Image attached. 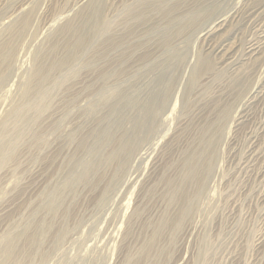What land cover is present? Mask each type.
I'll return each mask as SVG.
<instances>
[{"label":"rangeland","instance_id":"374dc122","mask_svg":"<svg viewBox=\"0 0 264 264\" xmlns=\"http://www.w3.org/2000/svg\"><path fill=\"white\" fill-rule=\"evenodd\" d=\"M2 46L0 260L264 264V0H0Z\"/></svg>","mask_w":264,"mask_h":264},{"label":"bare ground","instance_id":"6f19581e","mask_svg":"<svg viewBox=\"0 0 264 264\" xmlns=\"http://www.w3.org/2000/svg\"><path fill=\"white\" fill-rule=\"evenodd\" d=\"M28 21L27 20H24V22H22V25L25 27L28 23H27ZM215 25H217V24H215ZM223 26V25H222ZM217 28V27H216ZM211 30V29H210ZM207 31H209V29L207 30ZM218 32V31H217ZM220 33H222V32H220ZM207 34V33H206ZM204 41V40H203ZM205 42V41H204ZM81 45V44H80ZM8 50H11V48H8L7 46H2V47H0V59H2L3 61H4V59H7V58H9V56L10 55H8V53H9V51ZM11 53V52H10ZM246 62V61H245ZM251 62V61H250ZM40 73V72H39ZM260 93V92H259ZM22 94V93H21ZM42 95V94H41ZM26 96H27V94H26ZM25 95L23 96V98L24 97H26ZM41 97V99H43V97H45V96H40ZM21 99V98H20ZM45 99V98H44ZM14 108H16V106L14 107ZM13 108V109H14ZM14 112L15 113V115H19L20 113H21V108L19 107V109H18V107L15 109V110H11V112ZM13 113V114H14ZM12 114V115H13ZM22 114V113H21ZM20 114V115H21ZM12 115H10V116H12ZM15 115H13V116H15ZM19 115V116H20ZM8 116H9V114H8ZM16 118H18V117H16ZM97 134V133H96ZM100 134V133H99ZM100 136V135H99ZM85 142V141H84ZM85 144H86V142H85ZM87 145V144H86ZM119 146V145H118ZM83 149H84V147H83ZM87 151H89V150H87ZM116 151V150H115ZM119 151V150H118ZM124 151V150H123ZM2 149L0 150V154H2ZM117 152V151H116ZM115 153V152H114ZM119 153V152H118ZM212 153V152H211ZM115 155V154H114ZM119 156V155H118ZM116 157V156H115ZM3 162V159H1V156H0V163H2ZM193 165V164H192ZM88 166V165H87ZM190 166V165H189ZM192 168V167H191ZM198 169V168H197ZM51 208V207H50ZM1 255V254H0ZM14 252H13V247H12V243L11 242H9L8 244H7V246H5V248L2 250V260H0V263L1 264H18V263H14L12 260H14Z\"/></svg>","mask_w":264,"mask_h":264}]
</instances>
